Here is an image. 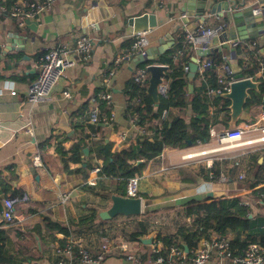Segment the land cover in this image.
Returning <instances> with one entry per match:
<instances>
[{"label":"crops","instance_id":"obj_1","mask_svg":"<svg viewBox=\"0 0 264 264\" xmlns=\"http://www.w3.org/2000/svg\"><path fill=\"white\" fill-rule=\"evenodd\" d=\"M1 2L9 9L15 0ZM261 2L56 0L50 9L31 19L37 21L35 28L27 23L20 27L17 17L0 9V229L7 230V238L0 242V264H58L60 256L55 251V243L69 236L77 240V249L87 247L92 252L102 242L114 244L97 264H189L196 248L190 253L189 249H184L186 258L179 259L171 255L170 246L166 256L159 233L173 234L181 223L190 224L192 216H186L183 211L189 205L235 196L241 199L257 196L254 190L264 186V142L213 151L219 143L217 133L231 127V100L225 109H221L223 101H216L215 97L223 93L210 94L207 90L220 86V78L225 82L232 81L240 72L255 80L262 76L263 58H257L260 67L251 75L244 72L240 57L250 60L243 49L245 44L250 48L254 44L260 45L264 55V29L259 33L253 17L244 14L242 28L237 30L234 19L235 10L257 7ZM144 12H154L158 19V25L149 29L152 43L147 56L143 58L135 53L117 62V55L130 48L131 43L126 44V40L135 37L129 18ZM220 24L226 25L213 37L210 53L186 39L187 32L197 33L201 25L216 27ZM83 34H88L94 44L92 56L87 61L74 54L76 40ZM253 34L257 36L253 37ZM182 35L189 48L194 50L191 62L195 58L209 59L208 55L217 52L224 58L217 67L216 85L207 81L204 72L200 73L198 69L196 75L199 73V78L194 81L195 75L190 80V69L185 70L190 93L203 82L207 87L204 97L208 105L209 137L189 141L186 145H165L161 154L148 160L142 172L137 174L139 183L135 196L143 200L142 212L118 214L104 220L100 212L112 205V194H121L118 192L121 185L125 184L127 191V183L120 178L106 177L100 171L96 173L94 167L102 168L110 153L138 147L142 141L137 131L139 123L128 110L136 100L135 95L128 93L129 82L136 79L137 69L142 65L162 64L150 60L175 47ZM63 44L68 46V54L78 58L76 64L56 80L48 98L34 102L27 100L26 93L41 71L40 61L46 49ZM238 44L242 45L241 54L237 51ZM182 52V49L177 50L178 54ZM111 69L114 74L109 89L113 102L104 105L109 108L105 114L113 113L114 119L103 121L98 129L96 122L90 119V110L95 106L100 108L104 100L100 96L102 75ZM149 78L148 71V80L143 84L149 85ZM10 88L16 92L11 93ZM65 89L70 90L71 97H64L62 90ZM168 109L165 118L179 114L190 120L194 113L191 102L182 109ZM245 113L236 125L264 124L261 103H247ZM163 119L161 116L156 121ZM90 121L95 124L93 127H90ZM29 128H32L31 132ZM258 132L251 131L246 135ZM90 133L94 137L88 142ZM77 142L82 144L78 149L75 148ZM86 147L88 153L84 151ZM64 194L68 195L65 201L62 199ZM194 200L197 202H192ZM7 202L15 207L16 216L11 221L5 220L3 215ZM250 207V216L264 217V207ZM137 220H144L146 228L133 239L129 233L142 231L143 227L137 228ZM115 221H124L123 233L110 231L114 230ZM48 223L68 226L72 228V234L66 236L56 229H48ZM209 237L202 236L197 247ZM231 237L236 234L230 233L232 242ZM149 238L151 242L147 241ZM122 243L128 244L126 250L120 248ZM160 256L164 257L163 261H158ZM207 264H232V261L220 259L213 252Z\"/></svg>","mask_w":264,"mask_h":264},{"label":"trees","instance_id":"obj_2","mask_svg":"<svg viewBox=\"0 0 264 264\" xmlns=\"http://www.w3.org/2000/svg\"><path fill=\"white\" fill-rule=\"evenodd\" d=\"M135 37L126 40V44H133ZM189 44L185 41L182 35L180 40L172 47L160 54L157 58L151 59L150 62H159L168 66L165 72V78L168 81V90L166 95H162L158 103H156L152 95L147 91L148 84H142L136 79L132 78L129 82L128 93L135 95L128 110L131 115L136 118L148 134L139 142L138 147H130L121 151H115L105 157L104 164L99 173L104 174L109 178H120L128 184L130 177L140 174L146 166L147 161L157 158L163 147L169 145H186L189 141L194 142L197 139H206L209 137V123L207 118V99L204 93L207 89L206 85L201 84V87L196 88L192 93L188 91V78L184 69L185 64H190L191 55L194 52L189 48ZM241 46L238 44L237 51L241 54ZM178 49H182V53H177ZM243 49L250 60H244L240 57L244 65V72L246 74H255V70L260 67L259 60L264 55L261 52V47L254 44L252 48L248 45H243ZM214 64L204 70V77L216 85L218 74L217 67L224 61L220 52L214 55H208ZM252 58V60H251ZM252 61V62H251ZM252 63V65L250 64ZM250 67V68H249ZM199 78L197 73L194 81ZM260 85L258 89L252 90V95L248 99V105L254 103H261L264 108V72L262 76L256 77ZM221 99V109H225L230 103V99L223 95H218L215 100ZM105 100L100 103V120L96 122L98 129L103 123L102 114L109 112V108L105 107ZM189 102L193 105V115L190 120L179 114H173L172 118H164L161 121H156L162 116L163 110H169L171 107L184 108ZM91 116V110H90ZM91 119V118H90ZM90 121V127H93ZM89 134H86L88 136ZM82 145V144H81ZM80 142H77L75 148H80ZM82 152V150L80 151ZM264 156V155H263ZM144 159L145 161L136 163L137 160ZM121 193V192H119ZM254 193L260 195L264 193V186L254 190ZM116 194V193H115ZM128 195L127 191L119 195ZM192 202H197L194 200ZM186 216H192L190 224L181 223L176 232L173 234L163 235L159 233L161 240L164 242L163 253L167 256L169 247L172 245L179 246L183 249L196 248L199 239L202 236H211L215 234L218 237H229L230 233H235L236 237L231 242L232 248H236L238 252H242L249 243H260L264 246V217L250 216L252 209L249 205L244 204L239 196L231 198H221L210 201L197 202L184 208ZM137 228L141 227L142 231L133 230L129 233V237L136 239L143 234L146 228L144 220H137ZM48 229H56L63 232L66 236L72 234V228L59 224L48 223ZM136 228V229H137ZM7 238V230L0 229V242ZM65 241V239H64ZM61 241V242H64ZM187 246V247H186ZM2 245L0 244V250ZM154 255V253H153Z\"/></svg>","mask_w":264,"mask_h":264},{"label":"built area","instance_id":"obj_3","mask_svg":"<svg viewBox=\"0 0 264 264\" xmlns=\"http://www.w3.org/2000/svg\"><path fill=\"white\" fill-rule=\"evenodd\" d=\"M56 0H15L12 8H7L4 3L0 0V9L4 12H8L9 15L18 18V25L24 27L26 25V19H32L35 15L41 11L48 10L51 8L52 3ZM261 7L257 6L253 8V12L261 13ZM226 24H220L216 27H208L201 25L197 31L194 33L192 31L187 32L186 39L193 46L200 48L201 50L209 49L214 36H216ZM150 29V28H149ZM138 31L135 33V40L130 48L126 51L119 53L116 57V61L120 62L123 59L131 57L133 54L138 53L141 57L145 58L148 54V48L152 43V34L150 30ZM94 49V44L92 38L88 34H83L79 36L76 40V45L74 49V54H78L81 60L87 61L91 58ZM69 53V48L66 44L61 45L57 48L46 49L44 55L41 57L40 67L41 71L37 79L32 83L29 90L26 93V98L29 101H39L44 100L49 97L50 91L55 84L56 80L65 74V70L74 64H76L78 58L75 55L71 56ZM198 71L203 73L204 70L213 65L214 62L211 59H197ZM148 65L144 64L137 69L136 80L140 83H145L148 80ZM184 69L188 71L190 69V64H185ZM114 74V70H110L108 73L102 75V85L103 90L100 93L102 99L107 103L113 102V94L110 87V78ZM220 86L209 87L207 92L210 94H220L225 93L230 90V82L223 78H220ZM168 81L165 76L161 77V82L158 84L159 94L166 95L168 90ZM11 93L16 91L10 88ZM64 97H71V92L69 89L62 90ZM167 115V110L162 113V118ZM91 120L98 122L100 120V108L95 106L91 109ZM114 119V114H102L103 121H109ZM138 134H140V139L143 140L147 134V131L138 124ZM28 131H32L29 128ZM251 131H259L254 135H246ZM94 134L90 133L87 137V141L91 142ZM218 146L213 148V151L221 149H231L239 147H247L258 142H264V124H258V122H248L243 125H236L234 127L227 128L222 132L217 133ZM205 152V151H204ZM101 166L94 167V172H99ZM244 176V175H243ZM139 177H130L127 184V193L130 196L137 195L138 192ZM68 195L64 194L62 199L65 201ZM241 201L244 204L255 207H264V193L257 195L252 199L242 198ZM255 204V205H254ZM5 220L11 221L15 216V207L12 203L7 202V206L3 211ZM77 240L69 236L64 242L55 243V251L60 256L58 264H73L75 262H80L84 264H97L100 263L107 252H109L113 247L110 242H102L96 249L92 252L91 249L87 247L76 248ZM120 248L126 250L128 248L127 243H122ZM213 252H216L220 259H230L232 264H264V246L260 243H249L242 252H238L236 248H232L231 239L228 237H218L210 236L209 239H205L201 246L196 247L193 256L189 260V264H207ZM170 253L179 259L186 258V252L179 246L173 245L170 247ZM131 256V255H130ZM164 257H158V261H163Z\"/></svg>","mask_w":264,"mask_h":264},{"label":"water","instance_id":"obj_4","mask_svg":"<svg viewBox=\"0 0 264 264\" xmlns=\"http://www.w3.org/2000/svg\"><path fill=\"white\" fill-rule=\"evenodd\" d=\"M259 7L263 8L261 13H254L252 6L246 9H237L234 12V19L236 24L238 25V29L242 28L244 14L248 16H252L254 21L256 22L259 33L263 32L264 29V0H262ZM254 13V14H252ZM130 26L133 28L134 32L144 31L149 29L150 27H154L158 25L157 15L154 12H144L139 15H135L129 18L128 20ZM26 23L31 28H35L37 25V21L31 20L29 18L26 19ZM241 33V32H240ZM256 34H253V37H256ZM246 37V36H244ZM227 39V35H226ZM207 53L211 52V49L206 50ZM234 49H232V56H234ZM151 58L153 56H150ZM198 68V64L196 62V58L190 63V71L188 73V78L192 80L196 75ZM148 71L150 72L149 85L147 91L152 95L154 101L156 103L160 100L158 84L161 82V77L165 75L168 66L165 64H149ZM259 81L253 79L252 77H244L243 72H240L236 75L235 79H233L230 83V90L226 91L222 95L231 100L230 105V122L231 127L236 126L240 118L245 116V107L247 104V99L250 97V90L258 89ZM84 151L88 153L89 148H84ZM144 159L137 160L136 163L143 162ZM112 205L100 212V216L102 219H110L118 214L124 215H136L142 212L143 200L139 196H130V195H119L112 194ZM151 242L149 238L147 240ZM187 247V246H186Z\"/></svg>","mask_w":264,"mask_h":264},{"label":"rangeland","instance_id":"obj_5","mask_svg":"<svg viewBox=\"0 0 264 264\" xmlns=\"http://www.w3.org/2000/svg\"><path fill=\"white\" fill-rule=\"evenodd\" d=\"M124 191H125V184L121 185L120 188L118 189V192L123 193ZM123 222L124 221H115L114 222L115 226H113L114 227V230H110V231H112L113 234H115L116 232H117L116 234L123 233L125 231V229L123 227L125 224ZM122 223H123V225L121 226ZM116 241H117V239H115V242Z\"/></svg>","mask_w":264,"mask_h":264}]
</instances>
